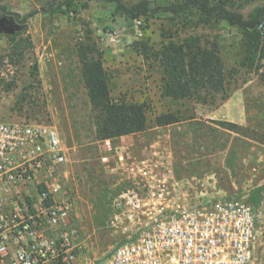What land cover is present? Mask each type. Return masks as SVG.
I'll use <instances>...</instances> for the list:
<instances>
[{"label":"rangeland","instance_id":"obj_1","mask_svg":"<svg viewBox=\"0 0 264 264\" xmlns=\"http://www.w3.org/2000/svg\"><path fill=\"white\" fill-rule=\"evenodd\" d=\"M49 2L65 0H0V5L22 16L35 12L16 33L17 38H29L33 48L19 63L7 57L1 67L5 83L0 85V122L52 124L70 148L68 191L77 217V241L83 248L77 264H107L123 239L113 225L112 199L127 186L118 183L112 165L100 160L103 148L95 140L96 113L77 56L79 44L88 39L103 53L112 97L149 105L147 129L124 146L129 155H143L148 147L176 199L195 204L249 198L264 186V83L257 71L239 65L236 29L222 24L194 32L179 27L176 33L182 19L131 21L95 0H74L73 6H64L67 13L52 14L44 11ZM251 9V5L241 7L245 15ZM167 29H175L172 32L181 38L198 34L219 42L227 74L224 92H203L202 99L177 102L161 95L159 64L144 58L133 43L150 39L157 47ZM11 46L10 38L0 33V55L8 54ZM8 84H13L11 91H5ZM164 113H174L180 121L156 126L155 117ZM215 121L233 122L242 130L235 133ZM112 142L118 147L117 141ZM257 216L256 256L264 264V196Z\"/></svg>","mask_w":264,"mask_h":264},{"label":"built area","instance_id":"obj_2","mask_svg":"<svg viewBox=\"0 0 264 264\" xmlns=\"http://www.w3.org/2000/svg\"><path fill=\"white\" fill-rule=\"evenodd\" d=\"M147 150L129 155L124 145L105 143L100 160L127 184L112 199L123 239L107 264H259L249 198L176 199ZM70 163L54 125L0 122V264H77L83 248Z\"/></svg>","mask_w":264,"mask_h":264},{"label":"trees","instance_id":"obj_3","mask_svg":"<svg viewBox=\"0 0 264 264\" xmlns=\"http://www.w3.org/2000/svg\"><path fill=\"white\" fill-rule=\"evenodd\" d=\"M74 0L63 3L49 2L45 12L57 14L67 13L64 6H73ZM112 6L128 20H178L182 26H176V33L181 29L192 32L199 28L215 30L222 24L229 25L238 31L240 61L239 65L255 70L264 83V0H95ZM251 5L252 9L245 15L241 7ZM70 6V7H71ZM1 15L13 16L23 28L35 12L22 16L10 11L6 5H0ZM175 29L163 31V41L157 47L150 39L138 40L133 48L146 59L159 64L162 71L161 95L172 101L202 99L203 92L221 93L227 85L226 65L222 56L221 46L216 40L206 39L202 35L190 34L185 38L174 34ZM165 30V29H164ZM169 33V34H168ZM10 38L12 48L6 55H0L1 67L8 57L11 63H19L25 52L33 48L29 38ZM77 56L81 64L80 75L83 80L89 103L95 116V140H115L123 136L143 132L147 129L148 107L144 102H131L124 98L114 99L111 94L108 75L103 61V53L95 43L88 39L77 48ZM235 72V70H234ZM37 66L31 71L35 77ZM230 75H234L232 72ZM13 84H8L5 91H11ZM180 121L174 113H164L155 117L158 127L176 124ZM222 128L240 133L241 126L233 122L215 121ZM264 196V186L256 188L249 197L257 211ZM111 256V255H109Z\"/></svg>","mask_w":264,"mask_h":264},{"label":"water","instance_id":"obj_4","mask_svg":"<svg viewBox=\"0 0 264 264\" xmlns=\"http://www.w3.org/2000/svg\"><path fill=\"white\" fill-rule=\"evenodd\" d=\"M23 30V26L18 23L13 16H0V33L14 35Z\"/></svg>","mask_w":264,"mask_h":264},{"label":"crops","instance_id":"obj_5","mask_svg":"<svg viewBox=\"0 0 264 264\" xmlns=\"http://www.w3.org/2000/svg\"><path fill=\"white\" fill-rule=\"evenodd\" d=\"M142 132H140V133H136V134H132V135H129V136H123V137H120V138H118V139H115V140H108V141H98L99 143H100V146L103 148L102 149V154H105V143H107V142H112V141H117V143H118V146H120V145H125V141H128V139H131V140H135L137 137H135V136H137L138 134H141ZM113 145H115V142H114V144ZM109 157V156H108ZM106 165V164H105ZM118 183H121V180L120 179H118Z\"/></svg>","mask_w":264,"mask_h":264},{"label":"flooded vegetation","instance_id":"obj_6","mask_svg":"<svg viewBox=\"0 0 264 264\" xmlns=\"http://www.w3.org/2000/svg\"><path fill=\"white\" fill-rule=\"evenodd\" d=\"M0 16H4V15H0Z\"/></svg>","mask_w":264,"mask_h":264}]
</instances>
